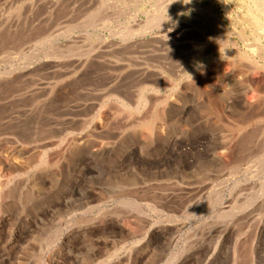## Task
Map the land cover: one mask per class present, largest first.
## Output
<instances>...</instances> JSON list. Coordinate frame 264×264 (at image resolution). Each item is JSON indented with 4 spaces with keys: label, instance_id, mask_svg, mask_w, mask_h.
<instances>
[{
    "label": "rangeland",
    "instance_id": "1",
    "mask_svg": "<svg viewBox=\"0 0 264 264\" xmlns=\"http://www.w3.org/2000/svg\"><path fill=\"white\" fill-rule=\"evenodd\" d=\"M250 2L0 0V264H264Z\"/></svg>",
    "mask_w": 264,
    "mask_h": 264
},
{
    "label": "bare ground",
    "instance_id": "2",
    "mask_svg": "<svg viewBox=\"0 0 264 264\" xmlns=\"http://www.w3.org/2000/svg\"><path fill=\"white\" fill-rule=\"evenodd\" d=\"M249 1V0H248ZM252 3H253V5H254V9L257 11V13H260V12H262V3H261V0H250ZM250 2V3H251ZM46 3V2H45ZM48 3H50L49 1H48ZM79 3H80V1H79ZM247 3V2H246ZM73 4L74 3H72L71 5L73 6ZM76 4V3H75ZM242 5V4H241ZM6 6V5H5ZM46 6V5H45ZM93 7H91L90 8V10H93L92 9ZM251 8V7H250ZM253 9V8H252ZM90 10H89V12H90ZM248 11V10H247ZM251 11H253V10H251ZM81 12V11H80ZM85 12H86V10H85ZM255 12V11H254ZM253 12V13H254ZM14 13V12H13ZM81 15V14H80ZM252 15V14H251ZM250 15V16H251ZM257 15V14H256ZM12 17V16H11ZM259 19V18H258ZM29 21V20H28ZM250 22H251V24L253 25V26H257L258 24H257V22H256V20L255 19H251L250 20ZM25 23V22H24ZM25 26V25H24ZM25 28V27H24ZM53 28V27H52ZM258 28V27H257ZM7 30V29H6ZM198 30V29H197ZM255 30V29H254ZM262 30V29H261ZM21 31V30H20ZM32 31V30H31ZM178 32V31H177ZM24 33V32H23ZM212 33V32H211ZM185 34V33H184ZM195 34V33H194ZM6 35V34H5ZM198 35V34H197ZM204 35V34H203ZM17 37V36H16ZM167 37V36H166ZM178 38V37H177ZM190 38V37H189ZM199 38V37H198ZM15 39V38H14ZM13 39V40H14ZM182 39V38H181ZM185 39V38H184ZM3 40V39H2ZM157 40V39H156ZM193 40V39H192ZM201 41V40H200ZM170 42V41H169ZM172 42V41H171ZM170 42V43H171ZM181 42H183L184 43V41H181ZM195 42H196V40H195ZM1 43V42H0ZM14 43V42H13ZM187 43V42H186ZM2 44V43H1ZM191 44V43H190ZM195 44V43H194ZM199 44V43H198ZM170 45V44H169ZM186 45V44H185ZM179 46V45H178ZM202 47V46H201ZM28 48V47H27ZM24 51V50H23ZM159 51V50H158ZM162 51V50H161ZM1 52V51H0ZM210 52V51H209ZM178 53V52H177ZM168 56V55H167ZM177 56V55H176ZM191 57V56H190ZM198 57V56H197ZM208 58V57H207ZM261 58V57H260ZM110 62V61H109ZM241 63V62H240ZM166 65V64H165ZM57 68V66L56 65H53V66H51L50 67V69H51V71H53V70H55ZM63 68V67H62ZM248 68V67H247ZM72 71V70H71ZM63 74V73H62ZM68 74H70V71H69V69L68 70H65V72H64V75H68ZM48 82V81H47ZM47 82H45V80H39V81H37V82H35L34 84H33V86H32V91H42V92H47V90H48V86H49V84L47 83ZM15 84V83H14ZM25 87V86H24ZM76 89V88H75ZM97 91V90H96ZM95 91V92H96ZM30 93H33V92H30ZM37 93V92H36ZM49 93V92H48ZM47 93V94H48ZM112 90H107V89H105V90H102V91H99L96 95H95V97H94V101H97V104H94L95 106L93 107L94 109H97L98 108V103L101 101V100H105V99H107V98H110L111 97V95H112ZM25 95V94H24ZM30 95V94H29ZM88 95V94H87ZM10 96V95H9ZM80 96V95H79ZM82 96V95H81ZM94 96V95H93ZM11 97V96H10ZM88 97V96H87ZM49 98V97H48ZM32 99V98H31ZM81 99V98H80ZM78 101H80L79 99H78ZM106 101V100H105ZM93 102V101H92ZM84 103H86V102H84ZM22 105V104H21ZM87 106V104H85V105H82V106H80L78 103H76V102H73L72 104H69V105H67L63 110L61 109V111L62 112H58L59 114H57L55 117L53 116L52 117V119L50 120V122H49V125L52 127V128H54L53 129V133H54V131H55V133H59L60 135H61V133H64V132H66L67 130H68V128L70 127V124L73 122V119H74V117H76L75 115H78V114H80V112H81V110H82V107L84 108V107H86ZM91 108V107H90ZM17 109V108H16ZM19 110H20V108H18ZM58 109H60V108H58ZM124 109V108H123ZM22 110H23V108H22ZM84 110V109H83ZM33 111V110H32ZM85 111V110H84ZM92 111V110H91ZM14 112V111H13ZM108 112H109V110H108ZM26 112H23V111H19V112H14V113H12V114H10L7 118H5V121H13V123H14V121L15 122H17V121H19L20 119H22L21 117L25 114ZM48 113V112H47ZM56 113V112H55ZM54 113V114H55ZM31 114V113H30ZM46 115V114H45ZM44 115V116H45ZM25 116H26V114H25ZM48 117H49V115H47ZM88 116V115H87ZM115 116V115H114ZM27 117V116H26ZM25 117V118H26ZM28 117H30V115L28 116ZM46 117V116H45ZM44 117V120L46 119ZM124 117V116H123ZM4 118V117H3ZM30 118H32V117H30ZM50 118V117H49ZM48 119V118H47ZM46 119V120H47ZM101 119V118H100ZM24 120H26V119H24ZM28 121H29V118L27 119ZM43 120V121H44ZM144 120V119H143ZM27 121V123L26 124H28L29 122ZM32 121V120H31ZM30 121V122H31ZM129 121V120H128ZM127 121V122H128ZM157 121V120H156ZM0 122H1V120H0ZM32 123H33V121H32ZM36 123V122H35ZM44 123V122H43ZM6 124L8 125L9 123L8 122H6ZM20 124V123H19ZM25 124V125H26ZM34 124V123H33ZM16 125V124H15ZM14 125V126H15ZM24 125V126H25ZM47 125V124H46ZM127 125V124H126ZM23 126V127H24ZM30 126H32L31 124H30ZM95 127L94 128H97V127H99L100 128V125H97V123H96V125H94ZM151 126V125H150ZM149 126V127H150ZM27 127V126H26ZM29 127V126H28ZM33 128H34V126H32ZM46 127V126H45ZM49 127V126H48ZM83 127V126H82ZM148 127V128H149ZM152 127V126H151ZM50 128V127H49ZM75 128V127H74ZM146 128H147V126H146ZM148 128L146 129V130H148ZM51 129V128H50ZM153 129V128H152ZM28 130V129H27ZM95 130V129H94ZM17 131H20V130H17ZM30 131V130H29ZM51 131V130H50ZM149 132V131H148ZM49 133V132H48ZM25 134H27V133H25ZM97 135V134H96ZM58 136V135H57ZM22 139V138H21ZM114 140V139H113ZM81 143V142H80ZM104 144V143H103ZM50 145V144H49ZM52 145H54L53 143H52ZM51 145V146H52ZM60 154V153H59ZM57 160V159H56ZM55 163V162H54ZM245 163V162H244ZM6 185V184H5ZM5 191V190H4ZM2 202V201H1ZM238 209V208H237Z\"/></svg>",
    "mask_w": 264,
    "mask_h": 264
}]
</instances>
